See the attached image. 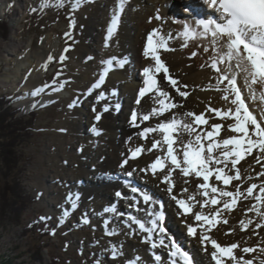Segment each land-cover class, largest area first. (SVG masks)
Returning <instances> with one entry per match:
<instances>
[{
    "label": "snow or ice",
    "instance_id": "1",
    "mask_svg": "<svg viewBox=\"0 0 264 264\" xmlns=\"http://www.w3.org/2000/svg\"><path fill=\"white\" fill-rule=\"evenodd\" d=\"M85 2L92 0H75L72 10H78ZM64 3L65 0H56L55 4H52V0H43L41 9L50 6L62 8ZM129 3L130 0H118L113 8L106 29L104 47L110 46ZM203 3L212 10V15L210 18L197 19L195 25L186 22L183 24V31L180 33L182 47L187 48L189 42L198 39L208 41L211 47L200 46L204 52L213 53L208 67L214 70L217 79L214 89L210 85L209 88L201 90H215L220 93L224 106L216 107L209 103L206 110L200 113L191 110L182 113L174 111L184 107V102L191 94L188 91L190 86L182 84L172 75L168 63L162 57V53L174 52L176 49L170 46V41L174 39L173 34L162 30L165 21L157 10L152 19L162 23L161 27L153 28L147 34L143 56L149 60V64L142 70L143 86L138 89L135 99L136 106H140L145 97L152 100L156 106L147 112L134 109L130 115V126L140 129L136 135L146 141L147 146L139 144L130 148L129 155L122 160L120 167L123 169L130 159L136 160L144 153H154L152 162L139 171L154 178L159 174L165 191L177 205V214L183 217L187 235L199 240L202 250L209 255L211 261L214 264H264V246H261L264 245V237L256 246L241 247L239 242L222 245L211 235L213 229L229 223L225 214L235 211L238 207L243 215L252 213L255 217L240 219L238 223L241 231L248 232L251 228L252 235L260 237L261 232L258 230L264 229V0H203ZM31 11L36 12L37 9L32 8ZM75 25V20H71L70 27L75 28ZM65 36L71 38L70 33H65ZM70 50L71 46L63 49L58 58L60 64L68 59L66 54ZM197 55L198 53L193 51L189 58ZM55 60L56 58L49 54L41 68L46 71L49 63ZM127 63L126 58L112 57L102 60L103 67L98 78L84 93V97L92 96L96 92L95 101L99 103L107 101L110 96H116V89L109 95L97 90L105 85L109 73L117 68L123 69ZM200 67L203 69L205 65ZM29 75L31 72L26 74L25 79ZM60 75L62 71L57 72L53 80L54 87L45 85L36 88L31 95L40 96L48 87L54 92L62 91L70 81L63 80L56 84ZM238 78L242 79V84H238ZM243 88L247 89V96L242 91ZM177 97L182 99L178 100ZM257 100L259 104H256ZM79 102L80 98L77 97L68 106L74 108ZM250 104L254 107H250ZM32 106L35 107L36 104ZM115 109H120L119 103L115 105ZM109 110L108 103L103 105L101 112H97L93 107L92 111L97 113L95 121L99 122L103 113ZM154 119L158 121L154 126L146 124ZM142 125L144 126L141 127ZM91 131L97 136L101 135L95 125ZM222 132L225 135L222 136ZM131 140L132 137H129L130 142ZM249 157L261 167L259 171L252 168L254 176L241 174V162L247 161ZM135 171L134 168L126 175L132 177ZM174 175L184 178L185 185L190 183L187 178L194 179L196 191L190 192L188 187H182L179 192H174ZM254 180L258 182H253ZM245 184L247 187H244ZM128 186L132 193L139 194V199L137 196L127 198L132 201L129 207L135 212H140L142 201L144 205L149 206L145 213L146 218H140L132 212H117L115 205L105 208L103 213L119 217L120 223L128 230L126 235H139L141 242L149 245L155 264H197L190 252L185 250L164 226L163 202L153 200L150 194L132 186L130 182ZM115 195L124 198L121 192H116ZM79 198L78 194L75 199L71 194L67 197L72 210L78 207ZM245 201L255 203H249L245 207ZM68 214L66 209L63 216ZM188 217L192 218L191 223ZM81 223H90L87 214L81 218ZM110 223V218L103 222L105 235H119L120 229L110 228ZM234 231L235 229H229L226 235ZM55 234V230L50 233L52 236ZM158 249L166 251L167 256L158 254ZM106 251L110 253L109 258L113 261L124 255L122 245L111 244ZM94 264H101L100 259H96ZM125 264H143V260L137 255Z\"/></svg>",
    "mask_w": 264,
    "mask_h": 264
},
{
    "label": "bare ground",
    "instance_id": "2",
    "mask_svg": "<svg viewBox=\"0 0 264 264\" xmlns=\"http://www.w3.org/2000/svg\"><path fill=\"white\" fill-rule=\"evenodd\" d=\"M110 1L113 0H92V2L82 3L79 7L82 15H80L75 22L76 26L81 31V39L75 47L74 55L77 58H85L86 54L91 53L92 58L97 57L99 59L97 67L100 69L103 67L101 64L102 60L112 57L118 59L126 58L128 63L125 67L123 69L117 68L109 73L105 85L102 89L97 90L104 91L106 95H109L113 89H116L120 96L118 99L117 95L110 96L107 101L96 103L95 96L97 93L94 92L92 96L85 98L84 103L80 107L77 106L72 115V120H66L64 124L67 127H71V130L74 131L72 136H77V138L80 139L78 149L76 152H72L71 146H67L68 156L71 158L70 161H67L65 156H62V159L59 162L52 161L51 163L47 160L48 164L52 166V176L54 178L43 179L49 170L47 172L42 170L40 171V177L36 179L35 184H44L48 181L57 186V181L59 180L58 177H60V179L68 180L70 187L68 188L67 193L71 194L74 199L77 194L80 197L77 202L78 207L75 210H78L79 208L86 209L88 216L94 221V223H96V227L100 231L96 233L99 242L101 243L104 241L105 243L106 241H111L110 244H108L110 246L112 242L116 241L115 244L117 246H123V251L126 252V255L119 258L122 260L121 264H125L127 260L137 255L142 258L143 264H155L152 254L149 251V245L142 243L139 235H126L125 233L128 230L120 223L119 217L111 213H103L105 208L113 205L117 208V212L122 211L123 205L118 199L123 200L124 198L127 199L128 197L137 196L131 192L128 193L129 189H120L118 186V184H122L119 183L121 176H119L118 173L122 175V178L127 177L126 173L135 168L136 171L133 173V176L129 178L133 181L138 180L139 184H143V187L140 185V190L152 195L153 200L161 199L163 202H166V217L169 219H166L163 223L165 227L167 226L169 228V234L176 238L185 250L192 253L194 261L199 264H214L209 255L202 250V245L199 240L187 235V229L185 223H183V217H180L177 214V205L175 204V201L170 199L169 194L165 191V185L160 182L159 174L158 177L154 178L150 174H145L139 171V169L147 167L149 163L152 162L155 154L144 153L136 160L130 159L129 164L123 169L120 167L122 160L129 155L130 148H135L139 144H145V146H147V142L141 140L136 135L140 129L130 126V115L134 109L138 112H147L152 107L156 106L148 97H145L142 100L140 106H136L135 99L137 97L138 89L143 86L142 70L149 64V60L143 56L147 34L153 28L161 27L162 23L161 21L152 19V17L157 14V10H159V15L164 17L165 22L162 25V30L165 33L171 32L173 34L174 39L170 41V46L176 49L174 52L162 53V57L168 63L172 75L178 78L182 84L186 83L190 86L188 91L191 94L187 98V101L184 102V107L174 110L175 112L182 113L183 111L191 110L200 113L201 111L206 110L209 103L216 107L224 106V102L220 100V93L215 90H201L209 88L210 85L214 89L216 84L217 74L213 69L208 67L211 63L210 56L213 55V53L211 51L207 53L204 52L200 45L211 46L207 40L198 39L189 42L187 48L182 47L180 33L183 31V24L185 22L188 23V19L178 18L180 20H177L172 17L173 15L171 14L186 15V10L182 8H178L176 11L173 9L176 7L175 3L178 2V0H130V3L125 7V12L121 17L118 31L110 42V46L101 50L97 46L96 38L100 37V27L104 24L105 20H107L106 14L108 13L110 22L112 10L118 3L112 4L111 2L113 8L108 9L107 7L109 6L108 3ZM72 2L75 3V0H72ZM27 6V4H18L15 8H11L5 0H0V18L13 17V33L19 30L18 22L24 17ZM150 19L151 23H149ZM191 25H195V21H193V24ZM30 41L31 39L21 40L14 36L11 37V43H0V54L3 56L2 58L0 55V60L5 61V64L13 65L14 67V69L6 76H0V88L12 85V90L14 89V91L20 92V96L17 98L18 105L25 106L24 109L27 108L28 110L33 107L32 105L34 103H37V96H32L31 93L36 88L45 86L43 84L45 70L41 68V65L45 62L49 54L53 56L58 49V41L52 39L49 43L43 45L40 50H35L33 54H30ZM193 51L197 52L198 55L190 59V54ZM183 53L189 55V57L183 58ZM90 61L91 60H89V62ZM83 62L87 67V62ZM184 63H188V65L185 66ZM132 64L134 67H132ZM202 64L205 65L203 69L200 67ZM221 67H223V65ZM133 70L139 71L137 76L139 84L137 83V86L135 83L130 84V86L128 85L129 81H131L130 77L134 75ZM29 72H31V75L27 76V79H25L26 74ZM86 72L89 71L86 70ZM85 79L88 80L87 78ZM88 81L89 88L93 84V80L90 79ZM242 82L243 81L238 78V84H242ZM161 83L163 86L164 82L162 81ZM132 90H134V92ZM168 90L171 91V89ZM242 91L246 95L244 88ZM60 94L62 95L63 93L61 92ZM121 95L126 98L125 103L127 102V107L130 108L129 112H126L125 109L123 111L121 108L119 111L115 109V105L119 103ZM177 99L180 100L182 98L177 97ZM95 103L98 105L96 106L97 112L102 111V107L105 103L110 105V110L103 113L99 122L95 121V115L97 113L92 111V107H95L93 104ZM256 104H259V102ZM250 107H254V105L250 104ZM85 121L90 122L87 123L88 129L85 130L84 135H80L79 133L83 130ZM157 122L158 121L154 119L146 122V124L154 126ZM94 125L101 131V135L97 136L91 131V128ZM143 126L144 125L141 127ZM223 135L225 134L222 132V136ZM129 137H132L131 142L129 141ZM248 159H250V157ZM72 160L73 162H71ZM254 168L257 171L261 170L260 166ZM107 172L111 174L107 175ZM241 174L255 175L252 173V169L248 170L245 174H243L241 170ZM173 179L176 182L174 192H179L182 187H188L190 192L196 191V181L191 177L187 178L190 181L188 185L184 184V178L179 175H174ZM110 181L112 185L116 186L115 189L110 188L106 183ZM253 182L258 181L254 180ZM244 187H247V184H245ZM59 189L60 187L54 188V193L59 191ZM116 192H121L122 197L124 198L117 197L115 195ZM112 193H114L115 196L112 195ZM184 195L186 196L187 194ZM42 200L48 205H52L51 198L46 196L45 193L42 195ZM87 201H89L92 210H90ZM129 201L132 203L130 199H127L126 202L130 204ZM249 203H255V201H245V207ZM65 208L69 213H75V210L71 209V204L68 201ZM140 208L148 210L149 206L144 205L141 201ZM129 212H132V214L137 215L140 218H146L145 213L142 211L135 212L128 205L125 214ZM100 213H103V215H98ZM249 216L255 218L252 213H249L247 216L243 215L241 208L239 207L235 211L225 214V218L228 219L229 223L227 225L221 224L219 227L213 229L211 233L212 237L222 245H230L231 243L239 242L241 247L256 246L260 243L261 238L264 237V229L258 230L261 232V236L257 237L252 235L251 228L248 232L241 231L238 223L240 219H247ZM109 218L112 221L109 227L111 228L115 225V227L120 229V232H123V234L120 233V235L112 237L105 235L103 222L105 219ZM170 219H172L177 227L180 237L176 235V229L170 227ZM188 221L191 223L192 218L188 217ZM229 229H235V231L226 235V233L229 232ZM250 236L251 238H249ZM181 239H184L186 243L181 241ZM90 250H96V252L101 251L99 243L93 245ZM209 251H211L210 245ZM157 252L162 256H167V253L164 250L158 249ZM237 252L240 254L239 250H237ZM124 259L126 260L124 261Z\"/></svg>",
    "mask_w": 264,
    "mask_h": 264
},
{
    "label": "rangeland",
    "instance_id": "3",
    "mask_svg": "<svg viewBox=\"0 0 264 264\" xmlns=\"http://www.w3.org/2000/svg\"><path fill=\"white\" fill-rule=\"evenodd\" d=\"M5 1L11 8H15L18 4H27L28 6L27 9H25L24 17L18 22L19 30L15 33L12 32L13 17L0 18V43H11V37L14 36L21 40L31 39L30 54H33L35 50H40L43 45H46L52 39L58 41L57 52L53 54L56 60L49 63L43 77V84L53 85V80L56 78L58 71H62V75L56 79V84H59L63 80H69L70 84L66 85L64 89L59 92L52 91L51 87L45 88L44 93L37 96L36 106L29 110L26 108L28 111L24 109L25 106L20 107V105H18L17 98L20 96V92H16L14 89L12 90V85L0 88V94H7L9 98L12 99L11 103L14 104V107L23 109L25 112H30L33 109L38 111L37 116H35L32 134H28V136L26 134L23 135V137L26 138V142H24L22 146L21 155L23 156V160H21L20 164L25 166L18 175L26 188V192L30 195L29 198L32 196H39L40 198L37 201L28 198L30 200V205L26 207V210L22 211L21 222H17L14 219L15 212H13V210L10 211L7 206V201H10L8 198H10L11 194L8 186L11 185L12 177L6 175L7 170L4 169H6L7 166L5 165V161L3 163L0 160V264H9V262L10 264H50L53 258H59L57 264H94L96 259H100L101 264H121V259L118 258L113 261L109 258L110 253L106 251V249L109 248L108 244H110L111 241H106L105 243L102 241L100 243L99 239H97L96 233L100 231L97 229L96 223L92 222L89 218V225L81 223V218L84 217L85 214H88L85 208L75 210V216L73 217L68 216L69 218H66L61 213L55 212V218L47 219L46 213H48V208L52 205L47 207L48 204L42 200V195L45 193L46 196L54 201V208H49L51 210L50 213H53L54 209L61 212L65 209L64 205H66L65 202L67 201V199L64 198L66 191L62 184L64 181L68 180L58 177L57 186L48 181L44 184H35L42 170L46 172L49 170L43 179L54 178L52 176V166L48 164L47 160L51 163L52 161L59 162L62 156H65L66 160L70 161L71 158L68 156L67 146H71L72 152H76V148L78 149L80 139H78L77 136H72L74 131L64 123L66 120H72L74 110L77 106L80 107L84 103L85 97L83 95L88 89V80L91 79L93 80L92 83H94L101 70L97 67L99 63L97 57L91 59L89 62L88 57L92 56L91 53L86 54L85 58H77L74 55L75 47L81 39V31L76 25L75 28H71L70 23L73 19L76 21L78 17L82 15V12L79 9L76 11L72 10V5L74 4L72 0H65L64 7L62 8L50 6L44 9H41L42 0ZM111 2L115 4L118 0L110 1L108 3V9L113 8ZM55 3L56 0L52 1V4ZM32 8H36L37 11L32 12ZM173 16L177 20H180L178 18H183L182 16ZM106 17L107 20H105L104 24L100 27V37L96 38L97 46L101 50L106 49V47H104V38L109 24L108 13ZM65 33H70L71 38L69 39L66 37ZM69 46H71V50L66 54L68 59L65 60L63 64H60L58 58L62 54L63 49ZM182 57L187 58L189 55L183 53ZM83 61L87 62V67ZM184 65H188V63H184ZM13 69V65L5 64V61L0 60L1 77L6 76ZM86 70L89 72H86ZM134 82L136 83V81ZM130 84L132 83L129 82L128 85L130 86ZM54 86L55 85H53V87ZM244 90L247 96V89L244 88ZM61 92L63 93L62 95L60 94ZM45 97L51 98V100L47 103H42V99ZM77 97L80 98V102L76 107L69 108L68 105ZM257 102H259V100H257L256 103ZM125 104H127V102ZM93 106L96 108L98 105L95 103ZM126 112H129L128 108H126ZM84 123V131L82 132L88 129L87 123L90 122L85 121ZM3 135V137H0V151L5 147L11 150L14 146H3L6 144L1 145V139L7 136L6 134ZM71 162H73V160ZM240 166L242 173L245 174L248 170H251L252 167H259L260 165L255 164L250 157V159L241 163ZM51 187H60V189L54 193V189L51 190ZM61 191L63 192L62 195H60ZM60 201L64 202V205H61ZM87 204H89V201H87ZM89 207L90 210H92L90 204ZM41 217H45L46 219L41 220ZM61 219H63V223H61ZM36 221L40 222L41 225L32 227L30 224H34ZM30 227H32V230H30ZM113 227H115V225ZM44 229H50V233L52 230H55V236L50 235V233L42 235L41 232H43ZM120 233L123 234V232ZM97 242H99L101 251L96 252V250H90ZM115 242L116 241L111 244H115ZM104 244L106 246L108 245V248ZM65 245H67V247H65ZM40 246L43 248L40 250L43 256L42 260L34 254L36 249ZM125 260L126 259H124V261Z\"/></svg>",
    "mask_w": 264,
    "mask_h": 264
},
{
    "label": "trees",
    "instance_id": "4",
    "mask_svg": "<svg viewBox=\"0 0 264 264\" xmlns=\"http://www.w3.org/2000/svg\"><path fill=\"white\" fill-rule=\"evenodd\" d=\"M16 113L17 112L11 107H6L5 99L0 97V137H3V134L7 135L1 139V145L6 144L3 146H14L11 150L5 147L0 151V160L3 163L5 161V165L7 166H5L6 169H4L7 170L6 175L12 177L11 185L8 186L11 194L10 198H8L10 201H7V206L10 211L13 210V212H15L14 219L17 222H21L22 211L26 210V207L30 205V200L35 199L33 196L29 198L30 195L26 192V188L18 175L25 166L20 164L21 160H23V156L21 155L22 146L24 145L23 143L26 142V138L23 137V135L26 134L28 136V134H32L34 130L35 116L37 115L35 113L30 115H16ZM45 232L49 233V231ZM42 249V246H40L34 253L41 260L43 259L42 253H40V250ZM58 261L59 258H53L51 264H57Z\"/></svg>",
    "mask_w": 264,
    "mask_h": 264
}]
</instances>
